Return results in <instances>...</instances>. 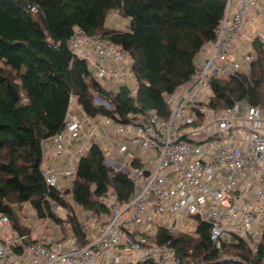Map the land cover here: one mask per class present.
I'll use <instances>...</instances> for the list:
<instances>
[{"label": "built area", "instance_id": "1", "mask_svg": "<svg viewBox=\"0 0 264 264\" xmlns=\"http://www.w3.org/2000/svg\"><path fill=\"white\" fill-rule=\"evenodd\" d=\"M251 10L262 15L264 24L258 0H227L215 38L193 61L194 76L165 96L166 117L156 110L131 112L127 120L92 117L71 94L65 124L49 138L52 156L44 150L41 164L51 206L43 204L41 215L33 204L25 205L20 228L0 214V264H184L174 247L155 240L158 230L149 226L161 220L175 238L189 232L190 216L210 224L215 247L236 237L258 254L264 236V106L236 101L218 110L211 105L217 96L212 80L237 74L255 58L250 50L233 56ZM108 15L122 14L113 9ZM255 39L264 55V27ZM68 41L72 54L85 59L99 80L109 89L126 87L138 105L133 60L123 46L81 27ZM94 102L112 108L99 93ZM101 140L106 165L125 173L135 192L122 199L108 189L101 197L106 211L95 213L67 199L62 180L75 178L80 158ZM52 189L67 204L52 200ZM51 219L57 221L55 228ZM260 257L253 264H264V249Z\"/></svg>", "mask_w": 264, "mask_h": 264}, {"label": "trees", "instance_id": "2", "mask_svg": "<svg viewBox=\"0 0 264 264\" xmlns=\"http://www.w3.org/2000/svg\"><path fill=\"white\" fill-rule=\"evenodd\" d=\"M227 0H0V214H8L20 228L14 205L33 204L41 215L49 209L47 186L41 170L44 144L64 126L71 94L92 117L120 116L156 110L169 115L168 92L190 80L201 47L215 38ZM36 7V10L32 8ZM113 9L130 17L125 29L106 26ZM100 34L123 46L137 76L138 105L122 86L108 89L85 59L72 54L68 40L75 28ZM249 64L250 72L212 80L216 109L245 101L264 106V55L260 42ZM99 93L112 108L94 102ZM122 199L135 192L122 171L105 163V154L93 142L80 158L70 191L74 200L95 213L105 212L101 197L108 189ZM50 198L67 204L56 189ZM22 228V227H21ZM23 230V228H22ZM155 240L169 243L184 264H253L258 254L243 239L233 237L217 248L210 224L198 221L192 232L175 238L160 226Z\"/></svg>", "mask_w": 264, "mask_h": 264}, {"label": "crops", "instance_id": "3", "mask_svg": "<svg viewBox=\"0 0 264 264\" xmlns=\"http://www.w3.org/2000/svg\"><path fill=\"white\" fill-rule=\"evenodd\" d=\"M258 1L262 5V8H264V0H258ZM251 13L254 14L255 16H253L254 17L253 19L249 20L248 18L250 17V15H252ZM249 14L250 15H248V17L246 18L247 23H248L247 28L245 29L243 36L236 40L234 47H233V56H235L236 59L242 57L243 54H245L247 51H249V49L251 48L250 46L254 45L256 32L258 30H261L264 27L262 15H259L257 11L254 12V10H251ZM129 21H130V19H129ZM105 24H106V26H109L107 19H106ZM128 25H129V23L127 24V27H128ZM118 29H120V28H118ZM121 29H123V27ZM247 45L249 46L248 50H246V51L242 50L243 48H246ZM99 117H101V116H99ZM51 140L52 139L47 140L50 142L49 146L46 145L47 141L44 144L45 153L47 154V156L49 158H51V156H52L51 151L53 148V142ZM98 143L102 149L106 145L104 140L103 141L101 140ZM109 154H116V152L115 151H111V152L109 151ZM160 226H163V225L159 224V222L157 220L151 226H149V230H152V232H155V231L157 232V230H159ZM192 230H195V229H192ZM55 231L57 233H59V230L58 231L55 230ZM57 233H56V235H57Z\"/></svg>", "mask_w": 264, "mask_h": 264}, {"label": "rangeland", "instance_id": "4", "mask_svg": "<svg viewBox=\"0 0 264 264\" xmlns=\"http://www.w3.org/2000/svg\"><path fill=\"white\" fill-rule=\"evenodd\" d=\"M234 6H235V3H233V7ZM262 10L264 12V8H262ZM253 16H255V15L254 14L250 15V17L248 19L249 20L253 19L254 18ZM107 22H108V25L111 26V27L120 28V29L123 27V29H124V28H127V24L129 23V19H128L127 16H124V15H121V16H118V17L117 16L108 15L107 16ZM250 47L251 48L249 50L251 51L252 55L255 56L257 54V50H258L257 45L254 44V45H251ZM248 48H249V46L247 45L246 48H243L242 50L246 51V50H248ZM91 69L93 70V67H91ZM242 71H244L245 73H249L250 72V65L249 64H244L243 68H242ZM102 83H103V85L105 87H109L108 82L102 80ZM49 144H50V142L47 141L46 145L49 146ZM116 157H118V155H116ZM62 183H63V186L66 189H68V188L72 187L73 180L71 178H67L66 177V178H63ZM66 197H67V199L71 200L73 198V195L71 193H67ZM14 207L17 210L18 216L22 217L24 215L23 211H24V209H26V206L25 205L24 206L14 205ZM197 221L198 220L195 217H191L190 216V217L187 218L186 224L188 226V229H189L188 231L189 232L193 231L192 230L193 227H194L193 225L197 224L198 223ZM158 222H159V224H162L161 220H158ZM166 223H167V221H166ZM50 224L52 226H54V228H55L56 225H57V221L55 219H53V220L51 219ZM58 234L59 233H57V235Z\"/></svg>", "mask_w": 264, "mask_h": 264}, {"label": "water", "instance_id": "5", "mask_svg": "<svg viewBox=\"0 0 264 264\" xmlns=\"http://www.w3.org/2000/svg\"><path fill=\"white\" fill-rule=\"evenodd\" d=\"M67 191H70V189H68Z\"/></svg>", "mask_w": 264, "mask_h": 264}]
</instances>
